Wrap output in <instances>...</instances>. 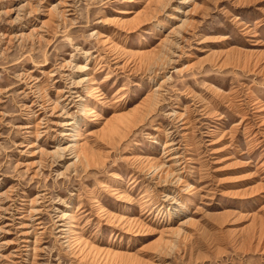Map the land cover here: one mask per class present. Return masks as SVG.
I'll use <instances>...</instances> for the list:
<instances>
[{
	"label": "rangeland",
	"instance_id": "1",
	"mask_svg": "<svg viewBox=\"0 0 264 264\" xmlns=\"http://www.w3.org/2000/svg\"><path fill=\"white\" fill-rule=\"evenodd\" d=\"M58 2L0 0V264H264V0Z\"/></svg>",
	"mask_w": 264,
	"mask_h": 264
},
{
	"label": "bare ground",
	"instance_id": "2",
	"mask_svg": "<svg viewBox=\"0 0 264 264\" xmlns=\"http://www.w3.org/2000/svg\"><path fill=\"white\" fill-rule=\"evenodd\" d=\"M61 0H59V2L58 3H60L61 4V2H60ZM153 2H155V3H160L162 0H152ZM48 12H49V10H48ZM124 12H131V11H124ZM147 99H149L148 97H146ZM151 99H153L152 98V95H151V97H150ZM146 102V101H145ZM147 103V102H146ZM91 104H93L92 102H91V100L89 99V100H87V101H85V102H83L82 103V112H83V114L84 115H86V114H88V112L89 111H91V115H93L94 114V112H95V110H94V106L93 105H91ZM86 117H87V115H86ZM135 120H136V118H133V119H131L129 122H126L124 125L125 126H129L130 124H133L134 122H135ZM68 125H72V127H74L73 129H74V133H71V136H72V138L70 139L71 140V142H70V144H68L67 146H64V147H62V150H64V151H66V150H69V152L72 154V156L73 157H75V160L76 161H73V162H81V159L82 158H86L87 157V152H88V148H89V146L87 145V142H86V140L85 141H81V140H84L86 137H83L82 136V131H81V127H82V125H85L86 123H87V121L86 120H84V122H79V123H76V126H74V123H75V120H71V121H69V122H66ZM130 123V124H129ZM106 125H108V129L110 130V131H116V130H118V125H113V122H111V121H109L108 123H106ZM103 129H105V127L103 128ZM171 143L170 142H168V141H165L164 143H163V150L165 149V148H167L169 145H170ZM168 149H166V150H164V152H166ZM63 153V152H62ZM62 156V154L60 153L59 154V157H61ZM171 158L172 157H169V159L171 160ZM173 159V158H172ZM168 160V159H167ZM166 163V162H165ZM161 165H160V167L162 166V163H160ZM156 166H158V165H155L154 167H156ZM166 167L168 168V169H170V171H173L172 170V168H173V163L171 164V163H169L168 165H166ZM164 168V167H163ZM159 214H161V215H165V218L166 219H171L172 218V213H171V211H169V210H166V211H159ZM70 218H74V216L73 215H71L70 216ZM72 226H74V225H71L70 227H72ZM167 228V227H166ZM76 235H80V233H75Z\"/></svg>",
	"mask_w": 264,
	"mask_h": 264
}]
</instances>
